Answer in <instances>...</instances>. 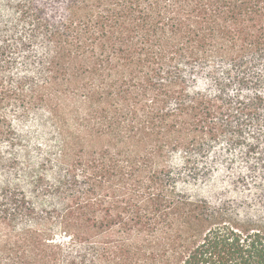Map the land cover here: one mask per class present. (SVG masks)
Segmentation results:
<instances>
[{"label": "trees", "instance_id": "1", "mask_svg": "<svg viewBox=\"0 0 264 264\" xmlns=\"http://www.w3.org/2000/svg\"><path fill=\"white\" fill-rule=\"evenodd\" d=\"M0 8V264H264V0Z\"/></svg>", "mask_w": 264, "mask_h": 264}, {"label": "rangeland", "instance_id": "2", "mask_svg": "<svg viewBox=\"0 0 264 264\" xmlns=\"http://www.w3.org/2000/svg\"><path fill=\"white\" fill-rule=\"evenodd\" d=\"M16 0H11L15 2ZM6 3V0H0V5ZM13 14L6 8H0V24L6 20H10ZM12 25L8 26L11 29ZM23 27L17 26L16 32L20 34ZM39 115V116H38ZM34 114L27 121L23 122L17 126L18 134L20 140H15L17 143L16 150L13 148L4 147V152L2 153V158L6 159L11 155V152H16L17 161L15 166L6 169L0 165V188L11 186L19 187L25 186V171L24 174L22 169L25 167V163L30 161L28 164H33L37 166L40 162V156L42 150L51 151L53 156L59 152L58 148V138L53 132V128L50 124L45 123L40 114ZM42 148V149H41ZM58 234L61 233L60 230L56 231Z\"/></svg>", "mask_w": 264, "mask_h": 264}]
</instances>
